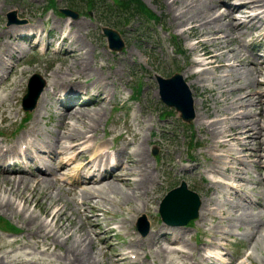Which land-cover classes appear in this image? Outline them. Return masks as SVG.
Masks as SVG:
<instances>
[{"label": "bare ground", "instance_id": "1", "mask_svg": "<svg viewBox=\"0 0 264 264\" xmlns=\"http://www.w3.org/2000/svg\"><path fill=\"white\" fill-rule=\"evenodd\" d=\"M172 2L184 3L185 9L176 11L170 21L178 20V26L183 27L181 29L183 33L186 32L191 37H201L197 41L187 44L188 49L197 53L198 56L192 57L191 66L182 72L184 78L188 74L196 75V80L188 81V83L190 85L191 83H198L203 91H209L210 99L214 100V104L224 103L223 105H226L220 108L225 109L223 112L215 108L216 111H213V114L207 112L208 110L204 112L197 110L198 112L196 111L195 114L196 123L206 130L211 137L207 141V145L212 154V160L207 170L219 174V179H216V182L223 185L232 187L234 182H238L239 186L236 187L242 191L240 196H243L245 200L253 192L256 193L257 186H260V191L257 192L260 195L258 198H264V59H258L255 56V53L257 54L261 50L251 53L245 43L246 37H250L253 31L264 38V0H172ZM218 8L219 10H217ZM30 25L32 26L30 27ZM75 25L72 30L70 29L66 35H63L61 42H64L69 34L80 35L81 32L83 33L84 26L81 23H75ZM29 27L31 28L30 32L34 34L33 37L38 42L44 27H40L37 23L9 24L1 29L0 71L8 66V61L13 57L15 51L25 49L20 44H16L15 41L19 38L18 34ZM51 35L59 36L54 32ZM76 44L71 40L66 52H77L79 59H72L66 70L76 78H80V76L89 77L92 75V59L88 58V54L91 52H82V47ZM73 55L72 53L71 56ZM97 67L103 70L104 64H99ZM56 69V72L61 71L59 68ZM209 69L214 72L217 71L219 74L212 75L208 71ZM14 70L12 68L10 74H14ZM3 73L0 74V79L5 77ZM118 76L116 72H113L108 73L104 78L113 79L118 78ZM241 78L242 82H240ZM13 81L16 86L12 91L9 90L4 95L0 94V103L10 99L11 94L16 92L21 81ZM56 82L53 80L50 84ZM206 82L210 84L207 85ZM231 83L239 84L237 87H233ZM102 84L103 88L98 91L102 102L96 108L81 109L73 104L67 105L64 111L58 115L60 120L58 132H50V139L43 140L42 143L36 142L31 145L29 150L24 151L27 156L33 153H40L41 156L50 154V159L46 158V162L40 161L42 171L33 175H16L11 170L0 167V210L21 214L23 219L31 223L25 231L28 232V239L24 238V241H19L18 238H12L0 241V264H93L95 259L99 257L92 253V248H99L100 254L102 253V246L93 245L95 238L101 243V232L93 230V227H100L98 226V215L101 211L98 212L97 210H103V207L98 203H107L108 201L117 203L120 201L117 197L120 194L127 201L130 200V197L143 195L141 190L138 193L140 187H143L141 189L144 194L149 188H152L149 172L142 168L144 163L141 162L140 157L142 156L138 152V144L137 148L132 151L133 154H137V158L126 159L127 155L121 156L119 158L121 162L116 161V168L107 174L100 173V167L104 169L106 164L99 161L92 170L100 174L86 179V182L97 183L96 186L91 184L81 188V191H77L74 185L69 190L64 189L71 195V199H79L82 205L81 209L76 207V212L79 214L78 222L73 223L67 215L68 209H72V206L59 197L61 184L65 182V178L60 172L67 165L61 163L58 158L64 151L73 150L76 146L75 143H78L79 140H82L81 144H86L91 140L87 134L93 127H87L86 130L82 128L102 120L106 112V98L113 93V89H107L105 84ZM252 85L254 90L251 91L249 88ZM46 89L42 92L41 100L36 107V112L40 114L46 107L47 100L43 99ZM231 92H234L233 95L235 96L230 97ZM220 96L223 97L220 98ZM195 97L193 98L194 103L199 104L202 97ZM1 117H5L3 113H1ZM35 136H39V133L33 128L22 135L21 139L26 140ZM123 140L125 141V139ZM127 146L128 141H125L123 150ZM91 149L86 147L85 151L88 152ZM117 150L120 151V147ZM16 152L3 150L0 147V164L1 161L7 159V155ZM79 154L71 152L69 161L78 157ZM117 157L116 155L115 158L117 159ZM252 161L256 163L258 168L257 174L253 177H246V169L252 165ZM87 163L84 166H87ZM226 170L230 171L231 174L223 177L221 171L225 172ZM87 172H91V170ZM89 175L91 176L92 173ZM130 176L134 177L130 180ZM94 178L97 179L94 180ZM246 181L253 183V187L247 189ZM118 182H121L122 186L128 187V189L122 188ZM53 183H58L56 187L58 194H56L57 191L54 195L51 193L50 187ZM27 190L30 191L28 197L24 194ZM20 199L23 202L21 208V203L18 202ZM31 200H37L40 212L45 213L46 218H42L40 214L34 212L27 213L28 204ZM210 201L211 199L206 202L205 199L202 203L200 215L203 219L212 214L213 208L210 206ZM74 205L78 206L76 201ZM250 206L248 205V207ZM262 213L252 215H262ZM130 221V218L123 217L118 223V227L125 228L126 232L131 235L130 250L119 253L109 252L104 258L107 262L135 264V261L130 260L129 253H135L137 259L140 260L142 254L138 250L139 248L142 250H145V246L152 248V245L158 243L160 239L168 238L166 233H163L167 226L158 230H151L145 238H138L130 233V228L127 225ZM83 222L86 226L83 225ZM249 223L250 229H253L259 222L255 218H249ZM225 230L220 231L221 235L218 239L225 238L224 236L230 232V229ZM245 230L247 235H252L253 241L261 235L260 232L256 235V230L254 232L253 230ZM91 232L95 235L94 238ZM182 235L184 233H179L180 237ZM168 240H170L169 243H175L178 241V235ZM108 244L110 242L107 240ZM206 244L218 247L221 243ZM158 250L168 259L176 260L179 258L181 260L179 264H186L184 263L185 258L194 257V249L186 252L182 247L168 245L164 248L159 245ZM197 251L200 258L193 261L192 264H203L205 258L201 250ZM211 252L220 261L224 260V247H219L217 252L214 250ZM145 257L146 255H143V258ZM229 264L233 263L229 262Z\"/></svg>", "mask_w": 264, "mask_h": 264}, {"label": "rangeland", "instance_id": "2", "mask_svg": "<svg viewBox=\"0 0 264 264\" xmlns=\"http://www.w3.org/2000/svg\"><path fill=\"white\" fill-rule=\"evenodd\" d=\"M54 1L56 6H51L52 8L48 9V0H0V32L6 26V13L11 10H15L20 18L26 19L29 23H37L40 27L45 25L43 33H47L52 29L54 33L61 34L64 31V34H66L76 26L75 23H81L84 26L83 33L81 32L80 35L69 34L67 41L60 45L62 51L58 52V54L51 48L48 49V53L44 57L34 53L28 54L24 62L14 70V74L11 73L9 79L0 87V94L4 95L9 90L12 91L14 89L16 83L12 82L13 80H23V84L18 86L17 91H24L28 77L34 72L39 73L43 78L46 77L44 78L46 82L56 80L63 83L67 80L66 82L69 85L77 84L95 92L100 91L103 88L102 83H104L107 89H113V93L107 97L106 112L102 120L96 124H89L82 129L86 130L87 127L91 126L93 127L92 129L95 128L94 130H96L92 133H95L98 138L107 135L105 138L109 142L111 138H116L117 147H120V150L127 155L126 159L138 157L132 151L139 144L138 152L142 156L140 157L141 162L144 163L142 168L148 170L149 180L152 182V188H150L152 191L149 189L147 195L143 193L141 189L143 187L138 189V193L141 190V193L145 195L143 201L136 198L140 197L141 194L135 195L136 197H130V200L127 201L120 194L117 196L120 200L117 203L115 201L98 203L99 205L101 204L103 209L107 210V213L100 215L99 219L104 228H110V231L107 232V238L110 239L112 244L102 247L104 254H100L97 248H92V253L99 257L95 259L94 264H108L104 259L98 260L107 255L106 251L122 252L127 250L126 246L130 241V237L126 235L125 230L118 228L115 223H118L123 216H126L128 211H131L130 213L136 216L142 211L148 212L147 214L153 222V228L161 223L156 206L169 186L173 184H169V182L171 180L176 182L177 176H185L189 183L192 181L193 185L201 186L203 193L207 197L211 196L210 199H212L210 201V205L213 208L212 214L205 219L202 216L198 217L191 224V227H186L188 233L184 236L185 242L200 246V242L213 237L214 232L218 234L219 231L230 229V232L224 236H227V238L223 240L226 246V258L233 259L235 264H264V210L253 206L248 207L245 201L240 200L242 191H238L239 189L236 187L239 186L238 182L233 183L235 188L230 187V185L217 184L218 182L212 183L213 187H210V189L213 192L211 194L204 192V189L208 187L209 180L207 178L219 179V174L207 170L212 160L207 145V141L211 137L206 130L198 126L195 120L190 123L184 122L173 107L166 106L161 101L157 93V75L168 77L175 71L183 72L191 66L192 57L198 56L197 53L188 49L187 44L195 42V39H200L201 37H191L186 32L183 33L181 31L183 27L178 26V20L175 22L170 21L176 11L185 9L184 3H174L172 0H141L149 11L157 14L160 18L156 21L144 20L140 14L135 13L128 21H125L127 16L124 12L125 9L114 4L113 0H94L95 4L90 9L87 8L86 0ZM63 7L75 10L78 15L74 17L60 14L59 9ZM104 25L111 26L121 33L122 38L125 40V45L121 51H113L108 48L106 36L102 32ZM71 40L76 42L79 47H82V52H91L88 54V58L92 59L91 76L76 78L67 72L66 67L71 60L79 59L77 52H72L73 56H71V52H66ZM254 40L258 42L259 37L254 35L251 40L246 42L252 44ZM0 49L2 48L0 47ZM99 64H104L103 70L97 67ZM56 68L61 71L56 72ZM208 71L212 75L219 74V72H214L211 69ZM113 72L119 75L118 78H104L105 75L107 76L108 73ZM186 79L195 81L196 75L188 74ZM242 81L241 78L240 82ZM206 84L209 85L210 83L206 82ZM238 84L231 83V86L237 87ZM190 86L197 98L198 96L202 97L201 103L197 104L199 112L208 110L207 112L213 114V111H216L214 110L215 108L220 109L226 106L223 105L224 103L214 104V100L210 99V92L203 91L198 83H191ZM138 88L139 90H137ZM249 90H254V86L252 85ZM233 93L231 92L229 96H235ZM222 97L220 96V98ZM10 99H12L11 96ZM47 99L49 100V97ZM100 102L102 101L87 104L84 108H96ZM200 107L202 108L200 109ZM14 108L12 114L14 119L10 118V120H13L11 121L12 124L8 126V122H0V140L2 137L9 138L6 132L9 133L10 130L7 131L5 126L7 125L6 127L12 129L14 124L18 122L19 115H22L16 105ZM49 108V103H47L43 111L44 116L39 119V123L42 130L52 132L57 129L56 126L59 127V119L48 116L51 114L49 113ZM220 110L223 112L225 109ZM9 113L6 107V114ZM124 137H126L125 141H128V146L125 150H123L125 145ZM1 144L4 147L7 146L4 143ZM154 148L157 150L156 154L153 153ZM190 157L194 158V160L189 162L188 158ZM197 163H200V174L198 175H191V171L185 172L181 168L183 164H187L191 170H194V167L198 165ZM252 164L257 169L256 163L253 162ZM132 172L134 173V171ZM168 172H170V175ZM221 174L223 177H227L231 172L226 170L225 172L221 171ZM168 175L169 182L166 184L165 177ZM255 175L254 166L249 165L246 177ZM222 176L220 177L223 178ZM133 177L130 176V180ZM246 183L247 189L254 185L248 181ZM118 185L128 189V187L122 186L121 182H118ZM51 187L55 193L56 187H53V185ZM259 187L257 186L256 193H252L254 196H260L257 194L260 191ZM28 194L29 191H26V196ZM61 197L70 200L69 195L64 193H61ZM259 201L264 203L263 198H260ZM36 203L37 200H31L28 206V213L31 211L37 214L40 213L39 206L33 207ZM69 203L72 205L71 200ZM257 213H262V215H252ZM67 215L74 222L79 219L72 210H68ZM44 216L45 214L41 215V217ZM249 218H255L259 222L253 229L249 227ZM103 220H107V225H105ZM1 222L7 225L11 222L14 224L13 229H16L17 232L16 234L5 233L0 230V241L12 238L24 241V238H29L28 232L25 231L27 227H30L31 223L23 219L21 215L12 211L0 210V225ZM132 229H135L134 223L132 224ZM245 229L248 231L253 230V232L256 230V235L259 232L261 235L257 240L253 241L254 238L250 234L247 235ZM119 230L120 232L118 233ZM103 239L106 241V238ZM93 242L94 246H98L97 240ZM234 242L236 243L234 244ZM103 244L101 243L99 246ZM164 244L166 243L164 242ZM158 246L156 244L155 246L153 245V248L146 247L145 250L148 254L146 259L137 264H153V262L155 264H179L180 260L177 259L176 263H173L175 260L165 257L158 250ZM245 253L250 254V257L245 258ZM109 264L112 263L110 262Z\"/></svg>", "mask_w": 264, "mask_h": 264}, {"label": "water", "instance_id": "3", "mask_svg": "<svg viewBox=\"0 0 264 264\" xmlns=\"http://www.w3.org/2000/svg\"><path fill=\"white\" fill-rule=\"evenodd\" d=\"M65 11L69 12L68 10ZM13 14L15 15V13ZM9 15L11 16V14ZM12 17L14 19H10L9 23L13 21L20 22L15 16ZM103 30L108 36L109 47L117 50L121 49L124 43L119 33L108 27H104ZM158 81L163 101L168 105L175 106L184 120L191 121L195 114L193 100L190 89L183 80L182 75L176 73L168 78L158 77ZM36 96L37 92L33 96V102ZM200 204L201 200L197 193L189 190L182 182L181 186L170 190L164 196L160 204V213L167 223L181 225L198 215ZM146 230L147 226L142 228L143 233H146Z\"/></svg>", "mask_w": 264, "mask_h": 264}, {"label": "trees", "instance_id": "4", "mask_svg": "<svg viewBox=\"0 0 264 264\" xmlns=\"http://www.w3.org/2000/svg\"><path fill=\"white\" fill-rule=\"evenodd\" d=\"M114 1L119 6L124 7L128 13H132L133 11L138 13L145 12L148 16H155L143 5V3L140 0H114Z\"/></svg>", "mask_w": 264, "mask_h": 264}]
</instances>
